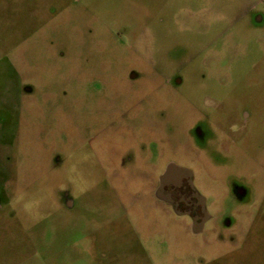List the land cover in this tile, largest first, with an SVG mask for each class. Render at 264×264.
Listing matches in <instances>:
<instances>
[{
	"label": "rangeland",
	"instance_id": "obj_1",
	"mask_svg": "<svg viewBox=\"0 0 264 264\" xmlns=\"http://www.w3.org/2000/svg\"><path fill=\"white\" fill-rule=\"evenodd\" d=\"M0 264H264V0H0Z\"/></svg>",
	"mask_w": 264,
	"mask_h": 264
},
{
	"label": "flooded vegetation",
	"instance_id": "obj_2",
	"mask_svg": "<svg viewBox=\"0 0 264 264\" xmlns=\"http://www.w3.org/2000/svg\"><path fill=\"white\" fill-rule=\"evenodd\" d=\"M180 82L181 81H177L175 83L180 84ZM172 132L173 134H176L175 130H172ZM192 133L195 135V138L199 136L197 131H193ZM158 157V150H151V160L149 159L152 164L151 169L155 168L154 162H156L155 159L157 160ZM131 160L132 158L129 157V161ZM169 166H173L175 169H180V172H171L169 178L162 183L161 177L167 172ZM193 179L194 174L188 167L169 160L157 176V180L154 183L153 196L159 204L166 208V211L171 212L180 218L188 219L191 222V231L195 234H200L206 229L207 224L212 218L207 211L206 200L194 188ZM234 188L233 192H235V198L245 200V198L248 197L249 192L240 186ZM223 223L228 229L230 222L224 220Z\"/></svg>",
	"mask_w": 264,
	"mask_h": 264
},
{
	"label": "water",
	"instance_id": "obj_3",
	"mask_svg": "<svg viewBox=\"0 0 264 264\" xmlns=\"http://www.w3.org/2000/svg\"><path fill=\"white\" fill-rule=\"evenodd\" d=\"M179 171L180 169H175L173 166H169L167 172L161 177V182L164 183L170 176L171 172Z\"/></svg>",
	"mask_w": 264,
	"mask_h": 264
}]
</instances>
